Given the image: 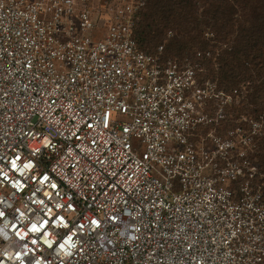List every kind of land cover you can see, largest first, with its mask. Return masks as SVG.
Here are the masks:
<instances>
[{
  "label": "built area",
  "instance_id": "1",
  "mask_svg": "<svg viewBox=\"0 0 264 264\" xmlns=\"http://www.w3.org/2000/svg\"><path fill=\"white\" fill-rule=\"evenodd\" d=\"M150 1L0 0V264H264L219 54L141 49Z\"/></svg>",
  "mask_w": 264,
  "mask_h": 264
},
{
  "label": "trees",
  "instance_id": "2",
  "mask_svg": "<svg viewBox=\"0 0 264 264\" xmlns=\"http://www.w3.org/2000/svg\"><path fill=\"white\" fill-rule=\"evenodd\" d=\"M209 26L234 37L218 56L226 68L222 81L229 87L250 83L247 97L254 111L264 110V0H151L141 13L135 39L149 53L164 45L165 56L177 58L170 54L198 43Z\"/></svg>",
  "mask_w": 264,
  "mask_h": 264
},
{
  "label": "rangeland",
  "instance_id": "3",
  "mask_svg": "<svg viewBox=\"0 0 264 264\" xmlns=\"http://www.w3.org/2000/svg\"><path fill=\"white\" fill-rule=\"evenodd\" d=\"M206 29L213 31L211 32L207 30V32L213 33L212 37L203 33L198 37V43H192V45H189L179 54L170 55L183 59L185 57H193L197 50H211L214 55L217 56V54H222V51L226 49L227 44L234 43V37L231 34L221 35L217 33L212 26H209ZM163 44L166 45V41H164ZM155 50L156 47H153L149 51L154 52ZM220 65L219 59L206 62L207 76L217 82L219 89L225 94V96H231L232 98L230 103L225 106L227 116L220 123L218 130L226 132L229 129L241 128L246 133L250 132L249 134H252L253 136L251 143L252 160L259 166L260 170L264 171V110L261 108L256 112L254 111L256 107L247 97L248 86L250 83L236 87H229L222 81V74L226 68Z\"/></svg>",
  "mask_w": 264,
  "mask_h": 264
}]
</instances>
